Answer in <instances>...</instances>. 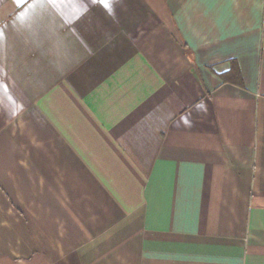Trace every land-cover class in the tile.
I'll return each mask as SVG.
<instances>
[{"label": "crops", "instance_id": "0c3cea01", "mask_svg": "<svg viewBox=\"0 0 264 264\" xmlns=\"http://www.w3.org/2000/svg\"><path fill=\"white\" fill-rule=\"evenodd\" d=\"M0 0V264H264V0Z\"/></svg>", "mask_w": 264, "mask_h": 264}, {"label": "snow or ice", "instance_id": "6c2138e0", "mask_svg": "<svg viewBox=\"0 0 264 264\" xmlns=\"http://www.w3.org/2000/svg\"><path fill=\"white\" fill-rule=\"evenodd\" d=\"M102 2L104 3V6L105 7H108L109 6L108 3H107V0H102Z\"/></svg>", "mask_w": 264, "mask_h": 264}]
</instances>
